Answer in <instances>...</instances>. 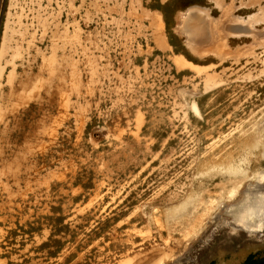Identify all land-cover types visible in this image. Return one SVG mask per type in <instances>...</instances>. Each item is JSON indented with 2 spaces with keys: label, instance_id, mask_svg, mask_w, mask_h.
Masks as SVG:
<instances>
[{
  "label": "rangeland",
  "instance_id": "rangeland-1",
  "mask_svg": "<svg viewBox=\"0 0 264 264\" xmlns=\"http://www.w3.org/2000/svg\"><path fill=\"white\" fill-rule=\"evenodd\" d=\"M167 1L0 0V55L8 23L11 36L0 264L264 260V232L224 224L247 191L264 196V45L230 39L233 50L258 43L238 60L189 48L181 18L198 7L219 21L222 9ZM236 5L244 21L263 9ZM147 14L166 23L170 49L156 45ZM175 55L208 71L179 69ZM17 94L29 99L14 109Z\"/></svg>",
  "mask_w": 264,
  "mask_h": 264
},
{
  "label": "bare ground",
  "instance_id": "bare-ground-1",
  "mask_svg": "<svg viewBox=\"0 0 264 264\" xmlns=\"http://www.w3.org/2000/svg\"><path fill=\"white\" fill-rule=\"evenodd\" d=\"M213 1L217 7L222 9L223 14L219 21H216L211 17L210 10L202 9L198 7L190 9L181 18V27L178 28L177 31L181 35L184 34L186 36V43L189 46V48L191 47L198 51L202 50L206 53H213L223 59L233 55L238 60L240 57L254 54L255 47L257 46L258 43L256 45L255 43L251 45L246 44L244 46H240L236 50H233L229 45L230 39L255 37L257 40H260V44L264 45V30L259 31L258 28L255 27V25L259 22L264 23V6L262 4L263 0H246V1L240 0L242 6L246 5L248 7H252V6L263 7V9L260 10V13L257 16H254L252 18L249 17L247 21H244L243 19L237 17L234 14V12L239 8L236 5L238 0H230V3L228 4L226 3L227 0H213ZM147 15L151 16V27L154 28L152 36H154L156 45L163 50L170 49L171 46L167 40V36L165 33V24L161 16L159 14H153V15L147 14ZM255 17L258 18L259 20L258 22L254 21ZM9 32H10V25L8 23L6 27V32L4 35L3 46L0 55V87L2 85V80L5 76V66L2 65V60L7 52L6 51L7 45L11 40V36H9ZM51 61H54L53 58ZM174 61L176 67H179V69L192 68L196 70L199 74L208 71L207 68L199 69L197 66L184 59L182 56L175 55ZM14 74L15 72L14 70H12L10 74L7 76V83L10 86L13 85L14 83ZM217 77L219 76L209 74L208 77L206 78L207 87L216 85V83L218 82ZM35 94H37V92H35ZM28 99H29L28 95L17 94L16 102H15L16 105H14V109L19 107L20 105L27 103ZM194 109L198 111L196 105L194 106ZM5 116H6V111L0 105V124L4 120ZM255 140L256 142H260L261 140H264V138L257 137V139ZM240 172H244V170L238 167V169L234 171L233 174L238 175ZM260 177L262 181H264V173L260 174ZM262 190L264 191V188H262ZM191 202L187 203L186 205L192 204ZM236 211H238V213L237 214L234 213V215H232L234 217L232 222H228V223L225 222L224 224H230L232 228L242 229L250 234L264 232V196L262 192L260 194H257L255 192L247 191L246 197L243 200V202L240 205H236L234 207L232 206L231 208H229L228 212L233 213ZM208 215H210V213ZM215 219H220V218L216 217ZM209 239L210 237L208 238V240ZM164 258L169 260L172 258V255L166 254ZM189 261L190 258L188 255H186L185 257L176 260L173 264H184ZM127 263H129V261H124L120 264H127ZM159 264H165V263L163 261L160 262Z\"/></svg>",
  "mask_w": 264,
  "mask_h": 264
},
{
  "label": "trees",
  "instance_id": "trees-1",
  "mask_svg": "<svg viewBox=\"0 0 264 264\" xmlns=\"http://www.w3.org/2000/svg\"><path fill=\"white\" fill-rule=\"evenodd\" d=\"M244 264H264V260H257L255 256L251 255Z\"/></svg>",
  "mask_w": 264,
  "mask_h": 264
},
{
  "label": "crops",
  "instance_id": "crops-1",
  "mask_svg": "<svg viewBox=\"0 0 264 264\" xmlns=\"http://www.w3.org/2000/svg\"><path fill=\"white\" fill-rule=\"evenodd\" d=\"M172 1H174V0H168L165 4H168V3H170V2H172ZM208 2H211L212 3V1L211 0H208ZM180 13V12H179ZM178 16V15H177ZM178 21V20H177ZM178 26V25H177Z\"/></svg>",
  "mask_w": 264,
  "mask_h": 264
},
{
  "label": "water",
  "instance_id": "water-1",
  "mask_svg": "<svg viewBox=\"0 0 264 264\" xmlns=\"http://www.w3.org/2000/svg\"><path fill=\"white\" fill-rule=\"evenodd\" d=\"M166 3V2H165ZM195 6V5H194ZM163 15V17H164V14H162ZM165 20V19H164ZM166 24V23H165ZM176 30H177V28H176Z\"/></svg>",
  "mask_w": 264,
  "mask_h": 264
},
{
  "label": "flooded vegetation",
  "instance_id": "flooded-vegetation-1",
  "mask_svg": "<svg viewBox=\"0 0 264 264\" xmlns=\"http://www.w3.org/2000/svg\"><path fill=\"white\" fill-rule=\"evenodd\" d=\"M248 259V258H247Z\"/></svg>",
  "mask_w": 264,
  "mask_h": 264
}]
</instances>
